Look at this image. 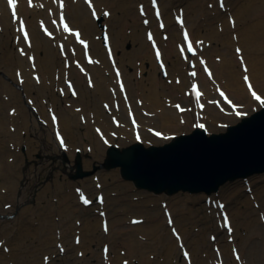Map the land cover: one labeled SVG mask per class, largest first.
Instances as JSON below:
<instances>
[{
  "label": "bare ground",
  "instance_id": "bare-ground-1",
  "mask_svg": "<svg viewBox=\"0 0 264 264\" xmlns=\"http://www.w3.org/2000/svg\"><path fill=\"white\" fill-rule=\"evenodd\" d=\"M103 1L106 2L107 0H90L89 3L85 0H64L63 6H59L58 0H17V19H13L12 12H10V9H7L9 8L7 3V8H4L3 0H0V32L4 36L1 39V47L5 48V52L8 54V51H6L8 48L7 46H4V41L6 40L9 43L11 42V35H16L14 40L19 39L21 41L20 50L25 49L27 52L33 53L31 56H33L32 60L34 62L29 60V65L22 52L20 53L24 58L19 55L14 57L13 60L17 64V67L22 70L18 71L17 77L23 78L24 76H27L24 82V84L27 85L25 87L26 92L30 93L34 91V96L37 99L34 104L37 105V108L31 103L29 104L35 113L38 111V114H35L34 118L30 120L29 114L25 110L21 115L18 113L16 116L7 115V108L3 110L4 119L0 125L3 138L1 146L2 157L7 151H10L13 148V145L11 144L13 139H18L20 133L25 129H27L28 132L32 133L33 131L36 134V138L33 141L28 138L25 140L23 138L21 139L22 143H27V151L30 152L32 149L31 146L41 142V135L38 130L40 126L44 124L43 120H46L49 122L47 131L44 127L43 130L45 133H49V136L53 138V141L48 140L44 143L43 149H41L40 152H49V154L51 153L50 155L56 158H64L66 156L73 158L75 152L81 150L92 156V160L89 163L90 165L93 164L94 160H103L104 150L108 149L110 146H113L116 143L133 145L137 142L131 127L130 117L128 115L129 106H127V102L130 103V108L135 112V117L138 120L141 133L147 132L151 136L145 134L143 136L142 134V143L146 145L151 144L153 141L161 143L169 142L174 135L179 134L183 130H193V127H197L200 122L209 123V126L206 127L208 131L223 128L226 122L242 121L244 118L251 115L250 112L252 113L256 111L260 106V101L255 100L250 94L249 89L246 87V82L244 81L245 75L249 77L251 84L258 91L261 99L264 100V79L263 81L259 79V70H257L262 69L264 73V43L260 41L264 34V0L224 1V10L228 9V5L233 4L231 8L235 11L234 17L238 20L240 19V16L245 13L249 16L252 25H244L238 32L237 43L241 45L242 53L237 54L234 52L232 46L235 44L231 41L230 45L222 51L221 63L212 57L211 52L213 49L203 45V42L198 40V37H196L194 32L195 25L201 19L202 12L198 11L204 9L208 0H192L190 4L185 6L184 10H179L183 13V16L185 15L184 26L189 29L194 47H196L194 53H184V56L178 50V45L183 44V41L177 43L176 33L174 32L175 29H178L181 37L182 27L177 21L172 23V16L169 13V10L173 6L172 0H158L161 9V18L165 21V28L162 29L158 25L157 27L153 26V23L148 26L154 27L153 40H149L147 35H145L143 29L147 28L146 26L143 27L142 31L140 30L141 26L139 25V22L141 21V17L140 15H137V8H142L148 0H129L131 7H136V13L133 15V32L130 36L134 40L133 42H139V44H141L139 50L137 52H132V55L135 56L137 54L136 59L139 60H142V58L148 54L152 55L153 58H151V65L153 68L149 70L148 77L141 76L144 71L143 66L139 65L138 67H134L135 71L130 72L124 64L126 57L129 58L131 65H134L135 61L130 53L124 51L123 47L127 42V36L125 35L126 33L123 34L122 30H112L108 36L110 45H107V50L106 47L104 49L101 46L102 39L97 40L92 37L95 22L92 20L90 10L92 7H98V14H101V4ZM149 1L152 7L151 0ZM216 2L218 4V0H216ZM119 6L127 5L126 3H121ZM216 10L217 13H220L222 9L218 7ZM189 11L194 12L188 14ZM61 13L66 14V24L71 31H65L60 25L59 14ZM152 14L154 15V12ZM29 15L39 23L33 24V22H30L32 19L28 18ZM217 16L223 20V25L226 27L231 25L229 19L232 18L229 17L226 19L220 14H217ZM25 17L27 19H25ZM105 19L108 20V17L105 16ZM152 20L153 22L157 21L154 16ZM21 21H26L31 24H28L27 28L25 27V31H29L30 36H28V40H30V42H27L24 37L20 35L22 34V31H18ZM48 27L53 28L54 35L46 34L45 29ZM73 28H81L82 31L80 32V37L83 39L89 38L88 48H85L77 41L75 35L76 32ZM169 34L171 37H168ZM154 44H158L162 50L161 61H158L154 55ZM248 47L250 48V51ZM73 48L77 51V55L72 53ZM59 49L66 59L69 58L74 61L77 59L79 63H81L79 67L77 65L75 67L72 66V68L68 66L69 69L61 68L58 73L57 69L60 68V65L58 64L59 58L57 57V52H59ZM85 51H87L88 57L93 54L92 56L94 60L88 61L85 58H81L82 55L84 57ZM120 51L124 52L120 54ZM40 53H43V55H40ZM108 54H113L112 59L110 56L108 57ZM79 57L81 59H79ZM241 57L243 58L242 60ZM190 58L192 62L197 63L195 76L190 74V70L192 69L188 63ZM0 59L3 62H9L10 60L3 55H1ZM201 61L209 64L212 76H209L203 71ZM163 62L165 65L164 70L161 68L162 66L159 65ZM100 63H102V65ZM35 64L43 68L41 71L43 72L42 76L44 81L51 82L45 92L43 88L45 83L40 82V85H38V81L36 80L37 74H33L34 70L29 69L26 72V69L24 68L25 66H33ZM67 64L66 61L65 67H67ZM255 65L257 66V69H254L253 67ZM245 67L247 68V72H245ZM116 70L121 72L127 93L126 98L122 96V91L119 90L115 75ZM165 70H168L169 75L172 78L170 83H168L170 78L167 79V83L161 78V73ZM187 70H189V73ZM14 72L16 73V71ZM108 72L111 74L110 77L106 76ZM178 76L179 79L177 78ZM64 78H74L77 88L79 87L81 91L76 90L73 83L69 85V88H64ZM145 81L149 83V87L146 86ZM177 81H179V83ZM194 81H200L199 86L196 87L195 91L192 88H189L187 95H189V104L193 107V114L194 116L197 114V117H195L196 121L190 122L189 117L191 116V111L188 108L184 107L185 110L182 113L178 112V108L176 107L177 100H182L183 98L177 91H182L184 87L187 86V83H190L191 86ZM92 82L93 85L102 89L109 107L107 105L100 106V102L102 101L97 95H94L96 99L94 102L89 100L88 94H90V92L88 91V88L92 89ZM113 82L115 84H113ZM8 85L9 84L7 83L1 85L2 92L8 93L4 99L6 107H10L11 103H17L15 100L18 97V91ZM220 89L227 91L232 98V100H227V102L231 101L235 103L237 108L243 113L240 119L233 113L234 111L231 108L232 104L228 105L224 102L218 92ZM68 90L71 94H68ZM184 90L186 91L187 89ZM197 91L200 92L199 98L195 97ZM39 95L41 99H39ZM44 95H46L48 100H44ZM28 97L30 96L28 95ZM33 100L34 99H31V97L29 98V102ZM63 100H65V106L62 105ZM46 101H49L51 107L50 111H48L46 105H44V103L46 104ZM77 101L79 105H81L79 108H76V105H78ZM199 102L203 103L202 108L197 106ZM110 110L112 111V114L106 115V112H109ZM229 110L233 111L232 114H234V116H231V114L227 112ZM57 112L61 113L63 118L65 117L64 121H62L60 117L58 118ZM101 118H104V120L101 121ZM108 118H114L118 127L111 124L110 128L107 129L105 123L108 122ZM15 121H17L16 129H14L13 126ZM30 121L32 124H30ZM56 121H58L57 124H55ZM64 124L68 127L66 128L67 134L62 129ZM56 126L61 133L60 137L62 138L60 139H57L54 135V128ZM117 130H120L118 132L119 134L121 133L120 137L114 135ZM159 130L162 131V137L156 135V132ZM41 134L45 135L43 133ZM61 141H63V143H61ZM15 143L17 145V142ZM13 160L14 159L8 162ZM67 162L69 163L67 167L72 171V174H78L79 171L76 169V166L72 165V159L67 158ZM15 175H17V170H14L9 163H4L2 167H0V176L7 180H3L4 185H0V199H7L15 193ZM138 181L142 182L140 178ZM108 184L113 186V188L115 187L116 190L119 186L117 172L111 173L110 175L100 172L96 174V178L93 180L91 178L84 179V177H82V180L79 183L69 180L59 181L56 179L52 180L48 185L46 184L39 187L36 192V200L39 202V205L43 203L44 207L49 210L55 211L50 205H55L57 210H59L60 207H62V210L66 209L67 211L65 215L59 223V225L66 226L70 224L72 218L76 215L75 210L72 209V205L74 208L73 201L75 199V194H77L78 202H80L81 197H83L85 193H90L92 195L95 191L98 192L103 190L104 192V189ZM149 184H151V182ZM77 187H80V196H78L79 191L77 190ZM125 187L128 190L132 188L131 185H125ZM51 197H56L57 201H54ZM105 198L104 195L102 206L97 203L99 209L102 207L108 208L109 205L106 203ZM142 199L148 208L146 209L148 213L144 220L145 225L141 227L142 224H129L127 227L131 228L132 232L127 230L126 227L121 229L118 226L115 230L112 217H109L110 223L104 221L101 219L103 218L102 212L100 215L101 217L95 216L93 219H86L83 222L79 232L82 237V239L80 238V242L82 243L81 247H85V251L90 249V252H85V257L83 259L88 255L90 257V253L96 254L95 251L91 249V244L96 242L97 238L112 243L113 241L110 240V234L115 230L116 234L120 236V254L114 257V247L110 250L109 247H107V253L105 252V247L102 249L100 248L98 251L99 254H101V252L103 253L101 256H103L104 260L108 261L107 264H111V261L114 260H117V264H124L125 261H127L128 264H134L136 263V260L133 261V258H140V260L138 259V262L141 264H154V261H151L149 258H144L143 254L149 247L155 248L154 245H156V243L163 245L168 264H195L200 260L202 263H205V259L202 257L200 258V256L196 254L197 245L194 247L191 246L192 254L189 255L190 262L185 259L184 256H179V251L181 253L183 249L182 247L186 248L189 244V238L191 239L193 235L189 228L182 226L179 221L180 217L176 219L179 212L176 210L175 206L171 203L166 205L160 214V219V215L156 216V207L152 209L153 204L156 206L154 198L145 194L142 196ZM114 200L115 202L117 201V199ZM33 210L37 211L27 205L22 208L20 217L23 218L25 214H29V212H32ZM165 210L168 213H165ZM220 211V214H223L222 205H220ZM2 212L5 213V211ZM169 220H171V223H169ZM216 221L218 222V219ZM99 224L101 232H97ZM104 224L108 225L107 232L105 231ZM197 224L198 223L193 224V226H196ZM177 225L179 226V229L177 228ZM235 225H237L236 221L231 217V230H233ZM242 225L244 227L250 226L247 222H244ZM221 227H223L224 230H227V227L224 226L223 217H221ZM164 228L169 230V235L162 231ZM173 228L177 229L178 234L181 236L180 238L173 235L171 232ZM218 229L221 231L220 228ZM194 232L200 233L201 231L196 226L194 227ZM43 233L49 234L47 230L43 231ZM43 233L39 229L37 231L36 240L39 241L41 249H47L48 245L45 246V236ZM139 234H143L146 237H138ZM3 235H5L7 239H4ZM254 235H257L256 239L250 235L247 237L238 235L237 238L239 237L241 242L235 241L233 244H231V238L233 237L227 239V241L229 240V244H223V254L222 251L218 250V252L220 251L227 260L226 264H244V257L247 253L246 249H244V244L247 241H250V244L251 241H253V245H250L248 253L250 256V263L248 264H256L257 262L264 264V230L260 229L259 231H256ZM16 236L20 239L22 236L26 237L34 235L18 228L16 230ZM63 238L64 235L58 237L57 241L60 243ZM196 240L197 243H202L205 241V237L202 236ZM210 240L212 242H217L215 237H212ZM8 241L9 237L6 236L5 229L0 227V247L7 246ZM232 247H236L241 251L242 255H240L239 260H228V254L231 256L235 254ZM65 248L67 250L66 246ZM65 248H60L59 252L63 253ZM19 249H23L22 243L20 244ZM155 251L158 252V250ZM23 252H25V250H23L22 253ZM136 253H139L138 257L135 256ZM203 256H205V254ZM217 256L220 260L223 259L220 254ZM6 258L7 255H0V264H3V259ZM126 258L128 259L124 260ZM83 259H81L80 263L84 261ZM77 260L78 258H76L74 262ZM22 262L23 264H28L25 255H22Z\"/></svg>",
  "mask_w": 264,
  "mask_h": 264
},
{
  "label": "rangeland",
  "instance_id": "rangeland-1",
  "mask_svg": "<svg viewBox=\"0 0 264 264\" xmlns=\"http://www.w3.org/2000/svg\"><path fill=\"white\" fill-rule=\"evenodd\" d=\"M83 1V0H82ZM125 1V2H124ZM107 0L106 2L103 1L101 4L102 13L93 18L95 24H94V31L92 33V37L99 40L102 39L101 46L105 49V45L107 42L108 45H110V41L108 40V36L112 32V30H122L123 34L127 36V42L124 44V51L127 53H130L132 55V52H137L141 46L139 42H133L134 40L130 36L133 32L132 24H133V15L136 13V7H131L129 0ZM128 1V2H126ZM145 1V0H140ZM192 0H172L173 6L169 10L170 15L172 16V23L175 21L174 16L178 14L179 10H184L185 6L190 4ZM121 3H126L127 6H119ZM145 3V2H144ZM232 5L230 4L227 6V10H224L223 7H220L222 10L220 13H217V8L219 5L217 4L216 0H208V3L204 6V9L201 13V19L200 21L195 25L194 32L196 34V37H198V40L203 42V45L210 47L213 49L211 52V55L216 61L221 63V54L222 51L225 50L229 45L230 42H234L235 45L232 46V49L234 52H236L237 48L241 49V45L237 43V36L238 32L243 28L244 25H252L251 20L249 16L245 13H243L240 16V19H236L235 11L232 10ZM3 7H6V2L3 0ZM134 8V9H133ZM148 8V9H146ZM8 9V8H7ZM98 7H96V10ZM98 11V10H97ZM134 11V12H133ZM107 12L109 15H107L108 20L105 19L104 13ZM194 12V11H192ZM191 11L188 12V14L192 13ZM90 13V12H89ZM187 13V12H186ZM217 14L222 15V17L232 18L229 19L231 21V25L226 27L223 25V20L220 19ZM90 15V14H89ZM137 15H140L141 21L139 22V25L141 26L140 30L142 31L143 27L146 26L147 28H144L145 35H148L151 33L154 35V27H148L153 23V26L158 24V21L153 22V14H152V7L150 6L149 0L146 2L142 8H137ZM183 15V14H182ZM185 16V15H184ZM29 19H32V17L29 15ZM25 19H27L25 17ZM100 21V22H99ZM147 21V23H145ZM30 22H33V24H37L39 22H36L34 19H32ZM234 22V23H233ZM29 25H31L29 23ZM53 31L52 27H48ZM173 28V27H172ZM81 30V28H80ZM82 31V30H81ZM150 31V32H149ZM162 32V31H161ZM176 33V41L181 42V37L178 29H175L174 31ZM22 35V34H20ZM162 35V33H161ZM16 35H11V42L4 41V46H7L8 54L5 52V48L1 47V39L4 37L2 33L0 32V57L3 55L6 58H9V62H3L0 59V125L1 122L4 119L3 110L7 108L6 112L7 115L10 116H16L18 113L20 115L23 113V111H27L29 114L30 120H32L35 116V113L31 109V103L33 106L35 105V101L37 100L34 96V91L27 93L26 92V86L24 84L27 76H24L23 78L17 77L18 71H22L20 68L17 67V64L13 60L14 57L21 56V41L14 40ZM23 36V35H22ZM105 36H107V40H105ZM21 37V36H20ZM168 37H171L169 34ZM22 38V37H21ZM87 38V37H86ZM23 39V38H22ZM89 40V38H87ZM262 43H264V34L260 40ZM157 47L161 50L160 46L157 45ZM249 51L250 48L248 47ZM124 51H120V54ZM162 51V50H161ZM261 52V51H260ZM23 53L25 55V59L28 61L32 60L31 56L33 53L27 52V50H23ZM72 53L77 55V51L75 48L72 49ZM40 55H43V53H40ZM93 55V54H92ZM31 56V59H30ZM233 56V52H232ZM57 57L59 58L58 64L60 65V68H58L57 72L59 73L61 68L69 69L75 67L76 65L79 67L81 63L76 59L75 61L73 59L65 58L59 49V52H57ZM106 57V56H105ZM134 62V65H131L129 58H125L124 64L128 68V70L135 71L134 67H138L139 65L144 67V71L142 72L141 76L148 77L149 70H151L153 67L151 65V58L152 55L148 54L142 58V60L136 59L137 54L134 56L132 55ZM83 55H82V57ZM79 57V59H81ZM191 58L188 60V63L190 62ZM67 61V67H65V62ZM34 62V61H33ZM78 62V64H77ZM81 62V61H80ZM102 65V63H100ZM164 65H162L163 67ZM254 69H257V66H253ZM260 67V66H258ZM26 72L29 69H33V74L36 75L38 85L41 83H45L43 88L44 92L49 87L51 82H45L43 79V68L38 66L37 64L33 66H25ZM262 68V67H260ZM19 69V70H18ZM259 70V79L263 81L264 79V73L262 69ZM16 71V73L14 72ZM189 72V70H187ZM107 77H110L111 74L108 72L106 74ZM60 77V75H59ZM161 78L167 83V79L170 78L169 82L172 81V78L169 75L168 70L163 71L161 73ZM179 79V76L177 77ZM7 83L10 85L11 88L16 89L18 91V97L16 98L15 102L17 103H11L10 107H6V104H4L5 96L8 93L2 92L1 85H4V83ZM73 83V86L76 88V90H80L79 87L77 88L75 79L74 78H64L63 79V87L69 88L68 83ZM47 84V85H46ZM113 84H115L113 82ZM145 84L147 87H149V83L145 81ZM8 85V86H9ZM92 89L88 88V91L90 94L89 100L94 102L95 96L100 98L102 102H100V106L108 105V101L106 100L105 94L103 93L101 88L96 87L93 85V82L91 83ZM187 86L184 87V89H187L186 91L183 89L182 91H177L181 96L182 100H177V103L181 104L185 108H188L191 111V116L189 117L190 122L196 121L195 117H197V114L194 116L193 114V107L189 104L188 98L189 95H187V92H189L190 83L186 84ZM70 91L68 90V94ZM258 92V91H257ZM28 95L33 98L34 100L29 102ZM100 95V96H99ZM39 99L40 95H39ZM48 100L46 98V95H44V100ZM76 108H79L81 105H79L77 101ZM46 108L48 111H50L51 107L49 105V101H46ZM65 106V100H63V104ZM264 106L263 103L260 102V106L257 108L256 111L260 110ZM177 109V108H176ZM19 110V112H18ZM175 110V107H174ZM254 111V112H256ZM17 112V113H16ZM231 116H234L232 114V110L227 111ZM254 112H250V114H253ZM58 118L60 117L62 121H64L65 117L63 118L61 113L57 112ZM112 111L106 112V115H111ZM249 114V115H250ZM194 116V118H193ZM240 119V117H239ZM43 120V119H42ZM104 118H101V121H103ZM108 122L105 123V127L108 129L110 128V125H114L118 127L117 123L115 122L114 118H108ZM237 122V121H236ZM236 122H226L225 126L220 129H214V130H207V134H218L225 132L228 126L235 125ZM17 121L14 122V129L17 128L16 126ZM43 125L40 126L39 132H40V140L41 142L39 144L31 146L30 152L27 151V143H22L21 139H30L35 140V132L32 131L28 132L27 129L23 130L20 133V137L16 140L13 139V142L11 144L13 145V148L10 151H7V153L4 154V156H1V146H2V135L0 129V167L4 163H9L10 166L14 168V170H17V175H15V186L16 190L15 193L7 198V199H0V227L5 229L6 236L9 237V241L7 243V246L0 247V255L5 256L7 255L6 259H3V264H23L22 262V255H25L28 264H46L45 257H48L47 264H107L108 261L103 259V254L98 253L100 248H104L105 246L109 247V250L113 249V255L116 257L120 253V246H119V238L120 236L116 234L115 230L118 226L119 228L126 227L127 230L131 231V228L127 227L129 224L132 225H141L143 227L144 220L146 219L147 215V206L143 202L142 196L147 194L154 198L156 206L153 204L152 209H155L156 216H159L164 207L168 205L169 203L173 204L176 208V210L179 212L176 216V219L179 218L180 223L183 227L189 228L192 231V238H189V244L186 246V249L189 251V254H192L191 246L197 245V251L196 254L200 256V258L205 259V263H202L200 258V261H197L195 264H217L218 261L224 262V264L227 263V260L224 258L223 254V244H229V240L227 239L229 237L231 238V244H233L235 241H240V238L237 236H251L256 239L257 235H254L256 231H259L260 229L264 230V175H255L251 176L250 178L246 179H238L234 181L233 183H227L225 184L220 190L212 195H206V194H190V193H184L179 192L174 195H167L165 193L161 194H155L152 192H148L145 190H139L134 186L132 181L124 180L121 177L120 169L119 168H112V169H106L102 164L104 162V159L106 157V150H104V156L103 160H94L93 164H89L92 160V156L89 153H84L81 150H78L75 152L73 158L69 157H59L56 158L49 154V152L44 153L43 151L40 152L41 149H43V144L46 143L48 140L53 141V138L49 136V133H45L43 130V127L47 131V126L49 124L48 121L43 120ZM206 126H209L208 122H205ZM30 124L32 122L30 121ZM121 124V123H120ZM66 125L63 126V131L67 134ZM103 129V128H102ZM195 130V127H193V130H183L179 135H187L190 134ZM15 131V130H14ZM104 131V130H103ZM120 131V130H119ZM118 130L114 133V135L117 137L121 136V133L119 134ZM49 132V131H48ZM41 133L45 134L42 135ZM150 136L149 133L143 132V135ZM105 135V132H104ZM68 137V135H67ZM151 137V136H150ZM17 142V145L16 143ZM43 142V143H42ZM127 143H116L115 146L119 148H125L130 146L131 144ZM161 142H151V144H145L146 146L155 145L160 146ZM40 145V146H38ZM112 145V144H111ZM110 146V145H109ZM80 154L82 157V163L83 168L85 171H92L93 174L84 177V179L91 178L92 180L96 178V174L98 173H105L106 175H110L111 173L117 172L118 175V184L119 186L116 188H113L110 184L106 185L104 192L102 191H95L92 195L90 193H85L89 198L93 200V204L89 207H86L83 205L82 201L78 202L77 194H75V199L73 201L74 208L72 205V209L75 210L76 215L72 218V221L70 224L63 226L59 225V223L62 220V217L66 213V209L62 210V207L59 208V210L56 209L55 205H50L52 208H54L55 211L49 210L48 208L44 207V204L42 203L39 205V202L36 200V192L38 191L39 187H42L44 185H48L52 182V180L58 179L59 181H73L79 183L82 178L79 179H72V171L69 170V163L67 162L68 159H72V165L75 166V158L77 154ZM16 155V156H15ZM14 159L11 162H8L10 160ZM71 161V160H69ZM88 177V178H87ZM7 181L5 178L3 179L2 176H0V185H4V181ZM125 185H131L132 188L128 190ZM77 190L79 191L78 196L81 195L80 193V187H77ZM76 192V191H75ZM101 193L105 195V201L109 205L108 208L102 207L101 209L98 208V205L95 201L97 194ZM54 201H57L56 197H51ZM114 199H117L115 202ZM163 200V201H161ZM21 201V202H20ZM157 201V202H156ZM248 201V203H247ZM224 204L223 210L227 211L231 217L236 221L235 227L231 232L229 230H224L223 227H221V214H220V206L218 204ZM31 206L33 209H36L37 211L29 212V214H25L23 218H21V210L22 208L26 206ZM102 206V205H100ZM170 206V205H169ZM171 208V207H170ZM2 211H5L3 213ZM101 212L104 215L103 218H101L104 221H107L110 223V218L112 217V220L114 221L115 230L110 234V240L113 242L110 243L108 241L100 240L99 238L96 239V242L91 244V249L95 251L96 254L90 253L89 255L85 257V252H90V249L85 251V247H81L82 243L80 240L82 239L80 235V228L83 225V222L86 219H93L95 216H100ZM160 212V213H159ZM108 214V216H107ZM101 217V216H100ZM161 219V215H160ZM218 219V222L216 221ZM133 220L139 221L138 223H133ZM248 220V221H247ZM162 221V220H160ZM159 221V222H160ZM244 222H247L248 225L244 227L242 224ZM198 223L196 226L200 229V233L194 232L193 224ZM255 224V225H254ZM18 228H21L22 230L26 231L27 233L33 234L34 236H26L21 237L20 239L16 236V230ZM177 228L179 229V226L177 225ZM221 231H219V229ZM40 229V231L43 233V231L47 230L49 234L43 233L45 236V246L48 245L47 249H41V246L39 245V241L36 240L37 237V231ZM124 229V228H123ZM165 234L169 235L170 232L167 229L162 230ZM97 232H101L100 224L97 227ZM107 232V231H106ZM64 235L63 240L61 239V242L59 243L57 241L58 237H61ZM78 235V236H77ZM77 236V237H76ZM204 236L205 241L202 243H197V238H200ZM76 237V238H75ZM138 237H146L143 234H139ZM212 237H215L217 242H212L210 239ZM4 239H7L5 235H3ZM77 238L79 239V243H77ZM81 238V239H80ZM52 239V240H51ZM254 239V241H255ZM21 240V241H20ZM35 240V241H34ZM195 240V243H194ZM247 241V240H246ZM241 242V241H240ZM22 243L23 249L20 250V244ZM74 243V246H73ZM251 244L253 245V241H251ZM250 241L246 242L244 244V249H246L247 253L244 257V264L250 263V256H249V249H250ZM67 247V250L65 248ZM183 246V245H182ZM65 248V251L63 253H60V248ZM79 247V248H78ZM156 248L149 247L145 253L143 254L144 258H149L151 261H154V264H168L166 260V256L163 250V245L156 243L154 245ZM4 248V249H3ZM160 248V249H159ZM25 250V252L22 253V251ZM155 250H158L156 252ZM222 251V254L220 251ZM232 250H236L240 255L241 251L237 249L236 247H232ZM205 254V256H203ZM218 254H220L223 259L217 258ZM231 254V253H230ZM121 256V255H120ZM136 257L139 256V253L135 254ZM142 256V255H141ZM179 256L182 257V252L179 251ZM78 258L76 262L74 260ZM81 259L84 261L80 263ZM103 259V260H102ZM128 258L124 259L127 260ZM140 258H133V261L136 263L134 264H141L138 262ZM228 260H233V256L228 254ZM117 260L111 261L112 264H117ZM256 264H262L261 262H257Z\"/></svg>",
  "mask_w": 264,
  "mask_h": 264
},
{
  "label": "water",
  "instance_id": "water-1",
  "mask_svg": "<svg viewBox=\"0 0 264 264\" xmlns=\"http://www.w3.org/2000/svg\"><path fill=\"white\" fill-rule=\"evenodd\" d=\"M243 120L226 132L208 135L195 129L162 146H110L103 166L119 167L125 180L155 194L212 195L227 183L264 175V107ZM75 161L79 173L72 179L93 173L84 170L80 155Z\"/></svg>",
  "mask_w": 264,
  "mask_h": 264
},
{
  "label": "snow or ice",
  "instance_id": "snow-or-ice-1",
  "mask_svg": "<svg viewBox=\"0 0 264 264\" xmlns=\"http://www.w3.org/2000/svg\"><path fill=\"white\" fill-rule=\"evenodd\" d=\"M7 3H8V6L10 7V9H11V11H12V17H13V19H17V11H16V9H17V0H7ZM153 3L155 4V0H153ZM221 7H223V0H221ZM95 15H96V13H95V11H93V16H95ZM104 15L107 16V15H109V13L105 12ZM157 16H159V12H158V11H157ZM60 19H61V21L64 20V16H63V14H61ZM145 23H147V21H145ZM233 23H234V22H233ZM63 28H64L65 31H71V29L69 28V26H68L66 23L63 25ZM18 31H22V32H23V37H24V39L27 41V40H28V33H27V31L24 30V23H23V21L20 22V28L18 29ZM45 31H47V30L45 29ZM48 34L51 35V33H48ZM75 35H76L77 39H79V37H80L79 32H76ZM148 38H149V40L152 39V35H151V33L148 34ZM184 39H185L186 41H188V33H187L186 31L184 32ZM105 40H107V36H105ZM79 42H80L82 45H85V47H87L86 42H85L84 40L79 39ZM198 43H201V42H198ZM181 50L183 51V49H181ZM187 51H189V52H193V51H194V49H193V45H192V43H191L190 41H189L188 44H187ZM21 52H22V54H24V53H23V50H21ZM236 52H237V54H239V53L241 52V49H240V48H237V49H236ZM156 55H157V58L160 57V53H159V51L156 52ZM30 59H31V58H30ZM242 59H243V58L241 57V60H242ZM201 63H203V61H201ZM206 70H207V69H206ZM245 72H247V68H246V67H245ZM117 74L119 75V73H117ZM191 75H192V76H195L196 73L193 72V73H191ZM209 75L211 76V73H210V72H209ZM244 81L246 82V84H247V86H248V89H249V91L251 92L252 97H253L255 100H257V101H261V103H264V100H261V96L258 95L257 92L253 90V85L250 83V81H249V77H248L247 75L244 76ZM177 82L179 83V81H177ZM192 87H193V90L195 91V90H196V85L193 84ZM121 89L123 90V85H122V84H121ZM196 95H197V97H199L200 93L197 91V92H196ZM220 95H221V96H224V93L221 92ZM225 99H227V98L225 97ZM229 103H231V101H229ZM176 107H177L178 109L180 108L179 105H176ZM180 110H183V109H180ZM236 114H237V115H243V113H240V112H237ZM200 127H203V125H200ZM156 135L159 136L160 133L157 132ZM61 143H63V141H61ZM84 202H85V203H88L87 200H85ZM224 220H225V222L227 223V217H226V216L224 217ZM138 222H139V221L133 220V223H138ZM169 223H171V220H169ZM228 230H229V232H231V228H230V227H229ZM105 231H107V227H106V226H105ZM173 232H175V229H173ZM77 243H79V239H78V238H77ZM61 250H63V249H61ZM107 251H108L107 246H105V252L107 253ZM234 253H235V250H234ZM185 256H187V253H185ZM44 259H45V262H46V264H47L48 257H45ZM236 259H237V260L240 259V257H239L238 254L236 255ZM124 264H128V262L125 261Z\"/></svg>",
  "mask_w": 264,
  "mask_h": 264
}]
</instances>
